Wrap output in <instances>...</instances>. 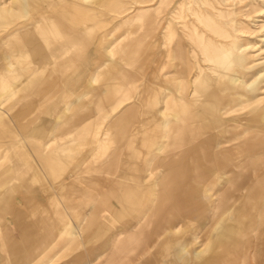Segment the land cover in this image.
I'll use <instances>...</instances> for the list:
<instances>
[{"label":"crops","instance_id":"crops-1","mask_svg":"<svg viewBox=\"0 0 264 264\" xmlns=\"http://www.w3.org/2000/svg\"><path fill=\"white\" fill-rule=\"evenodd\" d=\"M60 14L55 17L57 25L42 18L13 31L0 42L6 48L0 52V147L4 125H11L24 139H39L49 147L59 145L57 159L54 158L58 161L56 178H59H54L53 185L49 183L44 185V190H33L29 184L31 166L22 167L17 174H12L13 168H9L4 172L9 173L7 181L0 179V264H32L63 235H69L72 241L93 237L99 240L96 247L88 250L87 264H200L196 257L205 256V251L200 255V251L193 250L194 243L200 239L197 226L188 231L182 225L195 224L201 213L211 208L212 193H218L219 199L226 198L221 189L226 185L223 171L243 161V157H237L238 144H226L220 139L212 143L210 131L205 132L210 128L209 112L203 110L201 117H196L194 109L188 106L181 111L174 107L178 76H160L162 66L168 65L154 52L153 42L146 41V27L140 22L143 13L134 14L115 29L113 50L104 54L109 64L103 74L105 78L99 80L100 74L98 81H94L98 94L93 105L102 107L114 105L115 100L118 105L122 102L121 97L127 96L125 90L131 88L125 83L129 75L123 74L139 58L142 67L135 74L138 77L155 62L159 100L152 97L151 76L144 90L147 115L141 116L139 112L134 116V108H128L116 120H108L103 137L105 149L104 143L99 146V123L93 122V117L82 122L77 117L66 116L56 122L52 115L67 111H60L59 106H45L52 93L60 89L47 83L44 74L50 69L62 76L71 68L66 81L76 87L82 77L73 64L89 43L98 45L93 32L99 28L93 25L78 35L72 34L70 29H79L90 23V19L84 21L83 13ZM30 65L34 67L31 69ZM43 75L42 83L38 84L36 79ZM184 92L189 97L187 87ZM156 107L158 127H152L148 122ZM46 120L49 124L39 128ZM160 140L164 142L158 146ZM84 145H88L85 151L81 148ZM155 150L158 157L148 160ZM216 154L219 165L224 167L214 176L212 159L215 161ZM70 156L79 157L64 169L60 163L65 164ZM92 161H101V165ZM146 163L150 173L159 174L149 207L153 221H149L155 226L173 225L168 236L148 234ZM48 190L56 192L66 216L58 212L55 200L47 196ZM37 194L45 195L46 200L40 201ZM218 203V209L225 208L220 200ZM107 230L109 235L105 237ZM201 238L206 240L205 236ZM4 250L6 262L1 256ZM102 255L105 256L100 258Z\"/></svg>","mask_w":264,"mask_h":264},{"label":"rangeland","instance_id":"rangeland-1","mask_svg":"<svg viewBox=\"0 0 264 264\" xmlns=\"http://www.w3.org/2000/svg\"><path fill=\"white\" fill-rule=\"evenodd\" d=\"M21 2L22 0H0V13L2 14L0 18L4 17L3 23L0 22V25H3V27L0 26V42L2 40L5 41L6 37L13 31H18L27 25H33L35 21L42 18L48 19V24L57 25V19L55 17L61 16L58 12L64 7H69V13H83L84 21L87 20V18L91 21L90 23L86 22L79 29H70L72 34L78 35L82 31L92 28L93 25L99 27L93 32L96 36L98 45L89 43L78 60L73 64L74 67L78 68L82 77V81H79L76 87H72V84L66 81L69 77L71 68L62 76L52 73L50 69L46 70L44 74L46 75V82L50 83L51 86L55 85L60 91L52 93L51 98L45 103V106H59L61 108L60 111L66 109L67 112L64 114L58 113L52 115L55 117L56 122L59 121V118L66 116L77 117L79 121L82 120V122L86 121L87 117H93V122L99 123V134L101 136H99L98 139L99 146L104 143L102 146L104 149L106 147V140H103V137H105V126L108 120L112 118L116 120L122 116V113L128 108H134L136 112L134 116H138L139 112L141 116L147 115V105L145 102L146 94L144 90L148 86L146 82L150 79L151 75L152 84L149 85V88L152 91V97L159 100L156 92L157 86L155 78H157V74L155 62H153L152 67L147 72H144L141 77H138L135 74L142 67V59L139 58L133 61L129 69L124 72V77L129 75L125 83L128 84L127 86L131 85V88L125 90L127 96L121 97L122 102L118 105L115 100L116 105L108 104L102 107L93 105L96 100V95L98 94V86L95 83L98 81L97 76L101 74L102 77H100L99 80H103L105 78L103 74L109 66L104 54L110 49L113 50L112 47L115 42V37L113 36L115 33L114 31L120 23L136 13L147 14L151 21L163 20L165 24L169 23L171 28L175 31L172 41L169 44L163 42L160 28L156 30L154 37L150 40L154 43V46L157 44L154 52L158 53L159 58L162 60L164 59V65H168L162 66L160 73L162 78L166 75H173V77L178 76L180 79L187 80L188 86L192 87L193 85L191 83L197 76L200 74L211 75L214 71L220 69L219 66H221L226 59L236 56L239 57L242 62L241 76L239 82L236 84L235 96L232 97L231 102L226 106V111L231 113L229 114L230 117H233L240 113L239 107L242 105L248 106L253 102V104L255 103L254 105L257 103V105H259L258 107L263 106L264 0H166L163 8L160 7L161 0H41L40 2L45 4V10L40 9L32 13H28L29 11L27 9L25 10L21 7ZM174 11H176V13ZM5 13L10 14L5 15ZM221 13L225 15L223 16ZM206 14L208 16H206ZM212 14L216 15L214 17L217 18L215 19ZM209 15L211 17H209ZM207 17H209V19H207ZM209 24L215 26V30L218 28L222 34L225 33L226 38L218 39L222 35L219 36V34L216 35L213 33ZM183 29H186V31ZM218 29L217 33L220 32ZM199 34L203 37L200 38ZM198 36L202 40L200 44L195 40L199 39ZM215 36H217V39ZM119 37L118 35V38ZM204 40H206V43H204ZM177 41H180L182 45L176 46ZM222 46H224V48ZM215 49H217V51ZM5 51L6 48L0 46V52ZM218 52H220L222 57ZM33 67V65L29 66V68ZM44 75L39 78L35 76V78L39 79H36V81H39L37 82L38 84L42 83ZM22 80H25L24 84H22V87H24L26 84L25 77H23ZM94 90H96V92ZM189 91H192V89L190 88ZM17 95H21V92ZM62 95L64 96L61 97ZM68 111H74L75 113H69ZM90 111H92V113H90ZM194 111L196 117L198 115L201 117V109H196ZM152 114L154 115L151 117V121H146L150 126L158 127L155 122L159 117L157 107ZM246 115L248 114L241 115V117L244 119ZM210 118L212 121L221 120L212 115ZM49 122V120L43 121L39 124V128L46 127ZM242 122L241 124L239 123V127L244 129L248 127L245 121L244 123ZM254 124L258 126L259 123L254 122ZM211 138L213 143L215 139L212 133ZM2 139L3 145L0 147V179L2 178V182L7 181V175H9V173H4L6 170L13 168L11 173L17 174L24 166L33 167V172L29 178V184L33 190H44V185H48L49 183L53 185L54 178H59H56L58 161L55 159H57L59 146L57 143L54 145L50 144L49 147V144H44L45 141L39 139H24L17 134L16 130L13 129L11 125L3 126ZM163 142V140H160L158 146L163 144ZM83 143H86V140H84ZM87 147L88 145H84L81 148L85 151ZM99 153H101V151H99ZM78 157L79 156H70L65 164L62 162L60 165L64 167V169H68L70 165L76 163ZM156 157H158V153L155 150L152 151L148 160H154ZM102 159H104V157ZM248 159L249 158L243 157V161L223 171V174L226 175V185L224 184L221 189L226 193L225 200L227 202L225 208L218 209V202L220 200L219 195L218 193H212L210 198L211 208L203 211V214L201 213L196 219V232H198L200 239L194 243L193 250L196 252L200 251V255H202V251H205V256L196 257V261H201L200 264H264V224L261 219L257 221H254L252 217L249 219L251 212L254 215L256 212L258 214V212L262 210L261 201L264 195V161L261 162L257 168L249 169L247 177H245L246 179H242L239 167ZM92 162L94 165H101V161ZM92 162H87L86 164L90 165ZM146 165V183L148 186L149 201L147 210L148 216L151 211L149 207L152 206L151 201L155 195L154 185L158 181L159 174L150 173L148 163H146ZM216 174L218 175V170L216 171L215 162L212 159V175L216 176ZM230 178L231 183H228L227 180ZM47 196L55 200L58 212L67 215V211L60 203L55 191L48 190ZM36 197L40 201L46 200L45 195L42 194H37ZM250 200L251 202H256L254 208L249 207ZM235 213H238L239 216L237 219L239 221L238 225L233 222ZM150 221H153V218L150 219ZM225 224H230L231 229L227 233V236H225L226 239H223V241L220 240L224 248L219 249L217 248L218 245L215 243L216 232L219 227L225 226ZM171 230L172 228L168 230L167 228L150 224L148 234L166 236L171 233ZM108 235L109 231L107 230L105 237H108ZM202 236H205L206 240H203V238H201ZM1 238L0 233V243ZM98 244L99 240L94 237L87 240L85 239L84 241H72L69 235H63L32 264H87L88 250L96 247ZM208 255L210 256L207 257ZM1 256L6 262L7 253L5 250L1 252ZM104 256L105 255H102L100 258ZM50 260L53 262H49Z\"/></svg>","mask_w":264,"mask_h":264},{"label":"bare ground","instance_id":"bare-ground-1","mask_svg":"<svg viewBox=\"0 0 264 264\" xmlns=\"http://www.w3.org/2000/svg\"><path fill=\"white\" fill-rule=\"evenodd\" d=\"M40 1L41 0H22L21 7L24 8L25 10L27 9L29 11L28 13H32V12H34L36 10H40V9L41 10H45V4H42ZM165 3H166V0H161L160 7L163 8L165 6ZM2 8H3V6H2ZM68 9H69V7H67V8L64 7L62 9L63 11L60 10L58 13H69V10ZM179 9H181V8H179ZM174 12L176 13V11H174ZM174 12H172V13H174ZM180 12H181V10H180ZM50 13H52V12H50ZM9 14H6L5 13V15H9ZM1 15L2 14L0 13V16ZM5 15H3V16H5ZM217 15H219V14H217ZM11 16H12V14H11ZM206 16H208V15L206 14ZM206 16H205V18H206ZM214 16H216V15H213V17ZM209 17H211V16L209 15ZM209 17H207V19H209ZM3 18H0V22H2V23H3V20H4ZM214 18L216 19L217 17H214ZM174 19H173V21H174ZM140 22H141V25H145V27H146V41L147 42H149L154 37L155 32H156V30L158 28H160L161 31H162V36H161V34H160V36L162 37V40H163V42L165 44H169L172 41V38H173V35L175 34V31L173 30V28H171V25L169 23L168 24H165L163 20H159V21L158 20H154V21H151L149 19V17L147 16V14L143 16V18H142V20ZM11 23H9V24H11ZM205 25L208 26L207 24H205ZM212 25H213V23H212ZM212 25H210L211 31L213 33H215L216 35H218V34H219V36L222 35L220 37L218 36L219 37L218 39H220V38H226L225 37L226 36L225 33L222 34L221 31L218 28H216V30H215V26H212ZM0 26L3 27V25H0ZM219 26H217V27H219ZM3 29H6V28H3ZM217 29L220 32L217 33ZM184 31H186V29ZM199 36H200V34H199ZM199 36H198V38H199ZM202 37L200 36V38H202ZM216 37L217 36H215V38ZM200 38L199 39H195L198 42V44H200L202 42V40ZM208 40H209V37H208ZM188 41H189V39H188ZM205 41L206 40H204V43H206ZM181 45H182V43L180 41H177L176 42V46H181ZM219 45H220V43H219ZM216 46H214V47H216ZM231 46H232V44H231ZM222 47L224 48V46H222ZM209 48H211V47H209ZM220 48H221V45H220ZM203 49H204V47H203ZM215 50L217 51V49H215ZM209 52H210V49H209ZM211 52H213V51H211ZM206 53H207V51H206ZM218 53L220 55V52H218ZM218 53H217V55H218ZM211 56H213V55H211ZM241 63L242 62H241V60H240L239 57L233 56L232 58L230 57V58L226 59V61L221 66H219L220 69L218 71H214L211 75L208 76V75H205V74H200L191 83L193 85L192 86L193 88L192 87H189V89L190 88L192 89V91H190L189 97H188V94H185V92H184L185 89H186V87H187V90H188V82H187V85H186L184 83L183 79L178 78L177 81H176V87L177 88H176V90L174 89L175 91H174V94H173V100H174L173 101V104H174V107L176 109H178L179 111L183 110L184 107H187L188 106L189 108H192L194 110H196V109H201L202 111L205 110L206 112H209L210 115H212L214 117H218V118L221 119V120H213V121L211 120L210 128L209 129L207 128L205 130V132L207 133V132L210 131V133L213 134V137H214L215 140H218V139L223 140L226 144H231V143H237L238 144L237 153H239V156H237V157L249 158L248 160H246L245 162H243L240 165V167H239V172H240V175H241V177L243 179V178L247 177V174L249 172V169H251V168L252 169L257 168V166L261 162L264 161V103L262 104L263 105L262 107H258L259 105H257V103H256L257 106L254 105L255 103L253 104V102H251L248 106L247 105H245V106L242 105V106L239 107V112L240 113L238 115H234L233 117H230L229 114H231V113H228L226 111V106H228V103L231 102L232 97L235 96L236 84L239 82L240 76H241V69H242V64ZM122 70H124V69H122ZM179 71H181V70H179ZM121 73H122V71L119 74H121ZM4 76H5V74H4ZM150 84H152V83H150ZM169 93H171V92H169ZM255 107H258V108H255ZM245 114H248V115H246L247 117L245 116V118L243 119L241 117V115L243 116ZM243 120L246 122L245 124H248V127L244 126V127H246L245 129L239 127V123L241 124V122ZM244 121L242 123H244ZM254 122L259 123L260 126H259V124H258V126H256L254 124ZM210 147H211V145H210ZM214 159H215L214 162H215L216 171L217 170L218 171L222 170L224 166L223 165L222 166L219 165V160H218L217 154L214 157ZM195 170H196V168H195ZM227 182L228 183H231V178L228 179ZM220 202H221L220 205H222V206H224L226 204L227 201L224 199V196H221ZM261 202H262V204L261 203L260 204L262 205L261 206L262 207V210H260L258 212V214L256 212L254 215L251 212L249 219H251V217L253 218L254 221H257L258 219H261V221H263V224H264V195L262 197V201ZM249 203H250L249 204V207H251V208H254L255 207L256 202H254V201L251 202V200H250ZM160 213H161V210H160ZM235 214L233 216V218H234L233 219V222H234V224L238 225L239 224V221L237 219H238L239 216H238V213H235ZM150 217H151V214H148L147 220H146L147 221L146 222L147 223L146 224L147 225V230H148L149 225H150V221H149ZM166 219H169V218H167V215H166ZM163 221H165V220H163ZM232 225H233V223H232ZM172 226L173 225H166V226H163V227L164 228H167L169 230L170 228H172ZM183 227L186 228V229H188V231H193V230H195L196 225L195 224H191L190 222H186L183 225ZM158 229H160V228H158ZM230 229H231V225L230 224H225V226L223 225L222 227H219L218 228V230L216 232V241H215L216 245H218L217 248H219V249L220 248H224V245H222V243H221L220 240L223 241V239H226L225 236H227V233L229 232ZM168 235H170V234H167L166 236H168ZM119 264H120V262H119Z\"/></svg>","mask_w":264,"mask_h":264}]
</instances>
